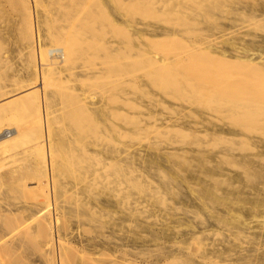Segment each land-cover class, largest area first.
I'll list each match as a JSON object with an SVG mask.
<instances>
[{
    "label": "rangeland",
    "instance_id": "rangeland-1",
    "mask_svg": "<svg viewBox=\"0 0 264 264\" xmlns=\"http://www.w3.org/2000/svg\"><path fill=\"white\" fill-rule=\"evenodd\" d=\"M27 1L0 0V103L2 108L5 105L3 109L9 101L15 103L14 107L18 108L8 107L9 112L5 109L6 113L0 108V124L9 127L24 126L26 134L23 133L21 140H17L9 154L0 150V160L1 156L6 154L0 164V226L3 228L19 226L14 233L10 234L9 231H5L6 234L3 235L0 233V261L3 264H52L53 262V264H61V260L64 264H212L219 259L223 262L221 264H264V102L257 100L262 97L264 99V96H261L264 95V60L258 62L256 60L254 65L256 69L259 68V72L263 70L260 77V74L256 75L257 72L254 70L250 73V69L245 65H230L222 60H216L208 51L202 53L196 50L200 44L207 42L204 44L207 46L209 41H211L209 45H214L218 38L225 42L229 35L228 43L237 36L235 41L233 40L237 45L245 44V39L250 41L255 35L262 40L264 29L255 25L253 28L250 24L247 26L248 23H245L243 17L252 13V8H258V11L261 7L264 8V0H216L217 3L215 0H189L190 3L188 0H118L119 2L116 0V3L114 0L116 4L111 3L110 0L108 2L107 0H36L37 3H34V0H29L30 3ZM164 2L165 5L168 4L166 5L168 8L163 5ZM23 4L27 5L26 7L33 6L31 16H28L29 18L33 16L31 20L26 19L25 13L27 11L26 14L29 15V7L27 9ZM207 4L210 5L206 6ZM211 4L215 5L212 7ZM191 6L194 9L190 8ZM235 6L240 7L236 9ZM174 7L179 9L180 14ZM232 7L236 11L232 10ZM165 8L167 9L164 10ZM173 10H176L177 15L171 12ZM243 13L244 16L241 15ZM255 13L253 12V16L249 18L264 17V13L257 12L260 14L257 16ZM181 16L186 18L182 20ZM126 20L130 22L129 26ZM112 21L116 22V26ZM29 23L31 26L35 25L36 30H30L33 26L31 27ZM217 23L221 30L222 26L224 30L226 28L225 33L219 31L220 29L217 30ZM124 25L129 28H125ZM68 26H73L75 29ZM241 26H245V29ZM83 29L85 32L82 31ZM74 30H77L79 36ZM166 30L170 33L175 32L173 37L175 39H165ZM30 31L34 32L35 36H32ZM66 33L70 38L75 37L74 39L78 40L76 43L80 41L77 44L79 48L76 58L71 60L72 63L65 65L66 69L64 66L57 70L51 69L56 72L64 68L65 71L62 73L60 71L59 74L57 72L51 74V70L47 71L48 73L44 71L49 79L45 80L47 84L43 85V89L39 86L31 88L34 82H30L34 80L33 56L30 49L33 46V37L40 38L38 43L40 42L44 48L50 46L51 34L65 36ZM245 34L249 36L246 37ZM162 36L164 38H161ZM222 36L224 38H220ZM149 37L154 41L157 39L156 44L149 45L146 41ZM239 37L244 38V41H239ZM259 38L253 40L256 45H262ZM227 41L223 46L230 49L227 47ZM212 42L214 44H211ZM162 56L168 58L169 63L159 69L154 63L158 57L163 58ZM259 62L262 65L261 69L260 65L257 66ZM219 63L223 64L222 68ZM110 64L116 66L112 71L108 70L112 67ZM117 68L121 69L122 74H124L122 71H127V77L125 75L123 77L122 74L120 76V73L116 72ZM110 71L119 75L113 77ZM106 73L107 77L104 75ZM248 74L252 75L249 77ZM126 81L130 82L129 86H125ZM111 82H115L116 86ZM28 85L30 87L27 91ZM35 87L37 91L42 90L41 93L39 91L41 95H38L49 102L44 103L47 116H50L48 132L53 135L49 139H52L50 141L56 148V153L54 152L56 163L53 162L55 168L52 166L50 177L48 171L45 174L48 177L47 183L50 179L48 184L50 192L45 185L39 183L43 179L45 181L46 177L44 173L42 174L39 156L36 150L32 149L39 140L41 132L35 122L37 116L33 113L37 102L33 98L34 108L31 110L34 111L31 114V110L26 113L23 108L21 111V107L19 108L22 105H19L20 98L27 96L26 92H29V95L33 94L30 92L35 91L33 90ZM253 87L259 91H257L258 97H253L255 94ZM126 91L132 94L129 95L131 107L122 109ZM250 92L254 94L250 95ZM22 94L24 95L21 96ZM224 94H227L228 98ZM87 95H91L96 102L91 100L95 106L89 105V110L88 108L86 110L89 112L85 111L84 114L81 112V106L84 105L82 98ZM40 96H38L39 100L42 99ZM111 97L115 98L116 102ZM215 98H219V101ZM80 101L81 103H78ZM13 109L14 113L11 111ZM119 110L128 112L127 118L125 113L122 111L121 114ZM94 112L97 116H94L96 115ZM148 117H152V120L155 118L153 121L156 122L159 119L158 125L159 127L162 125V128L154 125L155 122L153 124L149 122L151 120H148ZM175 119L182 123L185 132L191 129L190 132L185 135L184 131L182 133L181 130V132L176 131L174 127L172 129L170 126L177 122ZM29 122L35 126L30 125ZM149 124L152 125L150 128ZM210 124L213 126H209ZM214 126L218 129L216 133H213ZM229 130H234L236 133L230 134ZM196 132L199 136L195 135ZM201 132H204L203 137L200 135ZM214 134L218 135L217 138ZM234 135L238 138L232 137ZM30 151L35 153L31 155ZM112 152L115 153L111 155ZM165 154H170V158L169 156L166 158ZM199 154L209 155L210 158L200 163L197 159ZM94 157L105 161V164ZM157 158H163L159 164ZM39 175L44 177L40 179ZM169 175L172 177L170 180ZM172 180L173 182H170ZM33 185L36 187L39 185L42 188L41 192L36 188L34 190ZM43 192H45L44 196ZM48 193H51L50 198L55 202L54 209L50 211L52 217L43 211L45 195ZM42 212L45 213L41 215ZM233 212H237L234 216L238 215L239 218H236L237 222L232 226ZM12 213L18 214V217L14 216V219L13 217L11 219ZM37 216L39 218H36ZM7 219L11 222L14 220L13 224ZM42 220L53 222L54 238L52 239L56 242L53 240L50 243L51 237L47 239L50 235L46 236L47 231L39 227L38 221ZM232 222L234 223L233 220ZM240 224L242 225L238 226ZM235 225L239 228L236 229ZM60 241H63L64 246ZM48 243H53L55 249L54 246L49 247ZM16 244L19 245L17 249L14 247ZM231 246L234 251L230 250ZM70 247H73V250ZM212 249L218 250L215 254L217 256L211 252ZM220 250L223 252L222 257L219 255Z\"/></svg>",
    "mask_w": 264,
    "mask_h": 264
},
{
    "label": "bare ground",
    "instance_id": "bare-ground-1",
    "mask_svg": "<svg viewBox=\"0 0 264 264\" xmlns=\"http://www.w3.org/2000/svg\"><path fill=\"white\" fill-rule=\"evenodd\" d=\"M31 1V0H30ZM30 1L28 0L27 2H29L30 3ZM103 1V0H102ZM102 1H100V2H102ZM109 0H107L106 2H108ZM113 1V2H112ZM110 0V2L111 3H115V1L114 0ZM118 1V0H117ZM117 1H116V3H117ZM129 1V0H128ZM135 1V0H134ZM136 1H138V0H136ZM146 1V0H145ZM149 1V0H148ZM152 1H154V0H152ZM156 1V0H155ZM172 1V0H171ZM170 1V2H171ZM182 1V0H181ZM187 1V0H186ZM207 1V0H206ZM216 1V0H215ZM221 1V0H220ZM220 1H218V2H220ZM26 2V3H27ZM36 2V0H34V3ZM38 2V1H37ZM36 2V3H37ZM109 2V3H110ZM119 2V1H118ZM120 2H122V1H120ZM162 2V1H161ZM180 2V1H179ZM183 2H185V1H183ZM182 2V3H183ZM199 2V1H198ZM198 2H197V4H198ZM23 3H25L24 1H23ZM28 3V4H29ZM102 3H104V2H102ZM115 3V4H116ZM125 3V2H124ZM156 3V2H155ZM157 3H159V1H157ZM177 3V2H176ZM186 3V2H185ZM188 3H190L189 2V0H188ZM192 3V2H191ZM202 3V2H201ZM200 3V4H201ZM204 3H205V1H204ZM203 3V4H204ZM208 3H209V1H208ZM216 3H217V1H216ZM168 4H169V1H168ZM167 3H166V5H168ZM171 4V3H170ZM23 5H25V4H23ZM31 5H33V3L31 4ZM30 5V6H31ZM101 5V4H100ZM153 5V4H152ZM165 7H167L166 5H165V2H164V4H163ZM178 5V4H177ZM177 5H175V6H177ZM186 5V4H185ZM188 5V4H187ZM190 5V4H189ZM195 5V4H194ZM199 5V4H198ZM210 5V4H209ZM208 4L206 5V6H209ZM212 5V7L215 5V4H211ZM235 5V4H234ZM27 5H25V7H26ZM107 6H108V4H107ZM162 6V5H161ZM161 6H159V7H161ZM179 6H182V5H179ZM178 6V7H179ZM199 6H202V5H199ZM217 6V5H216ZM28 7H29V5H28ZM28 7H26L27 9H28ZM33 7V6H32ZM32 7H29V9H28V11H29V15L28 14H26L27 13V9L25 10L26 11V13H25V15L27 16V18L26 19H29V20H31L32 18H33V16H32V18L30 17H28V16H31L30 14H31V11H32ZM106 7V6H105ZM170 7V6H169ZM183 7V6H182ZM186 7V6H185ZM211 7V6H210ZM240 7V6H239ZM239 7H234V8H236V9H239ZM254 7H255V5H254ZM261 7V6H260ZM161 8H163V6L161 7ZM168 8V7H167ZM167 8H165L164 10H166ZM190 8H192V6L190 7ZM198 8V7H197ZM233 7H232V10H235ZM36 9V8H35ZM151 9V8H150ZM172 9V8H171ZM174 9H176V7H174ZM179 9H181V7H179ZM179 9H176L177 11L179 10ZM188 9V8H187ZM192 9H194V8H192ZM199 9V8H198ZM215 10L217 9V8H214ZM148 10V9H147ZM146 10V11H147ZM152 10V9H151ZM176 10H173V11H171V12H173V13H176L175 11ZM183 10H184V8H183ZM186 10V9H185ZM184 10V11H185ZM191 10V9H190ZM197 10V9H196ZM212 10V9H211ZM232 10H230L229 9V11H232ZM181 11V10H180ZM187 11V10H186ZM199 11V10H198ZM197 11V12H198ZM228 11V10H227ZM228 11V12H229ZM236 11V10H235ZM255 11H256V13H255ZM263 11V12H262ZM34 12V11H33ZM37 11H35V13H36ZM160 12V11H159ZM167 12V11H166ZM206 12V11H205ZM248 12H250V11H247V13ZM255 13V15L257 16V14H259L260 12L261 13H264V8L263 7H261V9H260V11H258V8H252V13ZM257 12H259V13H257ZM34 13V14H35ZM74 13V12H73ZM172 13V14H173ZM178 13H179V11H178ZM181 13H183L182 11H181ZM185 13V12H184ZM188 13V12H187ZM186 13V14H187ZM193 13H194V11H193ZM238 13V12H237ZM252 13H250V14H248L247 16L245 15V18L243 17L244 16V13L243 14H241V15H243L242 17H243V20L244 21H246L245 23H248L247 24V26L250 24V26L252 25V27H253V25H255V26H260V27H262V30L264 29V17L263 16H261V17H259V18H256V17H254V18H252V19H250L249 17H251V15L253 16V14ZM260 13V14H261ZM158 14V13H157ZM180 14V13H179ZM178 14V15H179ZM189 14H190V11H189ZM259 14V15H260ZM33 15V14H32ZM105 15H107V14H105ZM156 15V14H155ZM165 15H166V13H165ZM176 15H177V13H176ZM182 15V14H181ZM185 15V14H184ZM231 15V14H230ZM241 15L239 14L238 16L240 17V20H241ZM250 15V16H249ZM264 15V14H263ZM37 16V15H36ZM79 16V15H78ZM154 16V15H153ZM162 16V15H161ZM169 16V15H168ZM180 16V15H179ZM237 16V17H238ZM104 17V16H103ZM215 17V16H214ZM71 18V17H70ZM181 18H182V20H183V18H186L185 16L184 17H182L181 16ZM230 18H231V16H230ZM25 19V20H26ZM38 19V18H37ZM76 19H78V18H76ZM82 19V18H81ZM167 19V18H166ZM165 19V20H166ZM170 19V18H169ZM178 19V18H177ZM180 19V18H179ZM72 20V19H71ZM70 20V21H71ZM111 20H113V19H111ZM128 20V19H127ZM126 20V22H128ZM150 20V19H149ZM212 20V19H211ZM178 21V20H177ZM189 21V20H188ZM217 21H219V20H217ZM27 22V21H26ZM29 22V21H28ZM32 23H33V21H31ZM30 22V23H31ZM36 22V21H35ZM181 22H183V21H181ZM242 22V21H241ZM30 23H29V25H30ZM31 23V24H32ZM37 23V22H36ZM112 23H113V21H112ZM116 22H114L113 24H114V26H116V24H115ZM130 22H128V25L127 26H129L130 24H129ZM177 23V22H176ZM188 23H190V21L188 22ZM194 23V22H193ZM93 24V23H92ZM28 25V26H29ZM37 25V24H36ZM73 25H75V24H73ZM78 25V24H77ZM76 25V26H77ZM118 25V24H117ZM138 25V24H137ZM183 25V24H182ZM195 25V24H194ZM219 23H217V30H219L220 28H219ZM31 26V25H30ZM33 26V25H32ZM31 26V27H32ZM75 26V27H76ZM125 26V25H124ZM127 26H125V28H129V27H127ZM134 26V25H133ZM197 26V25H196ZM203 26V25H202ZM234 26H236L235 24H234ZM254 26V27H255ZM27 27V26H26ZM35 27V25L33 26V28L32 29H30V30H32V31H34V28ZM37 27V26H36ZM69 27V26H68ZM71 27V26H70ZM69 27V28H70ZM73 27V26H72ZM71 27V28H72ZM123 27V26H122ZM150 27V26H149ZM178 27H180V26H178ZM191 27L193 28V26L191 25ZM199 27V26H198ZM221 27V26H220ZM241 27H243V26H241ZM245 27V26H244ZM243 27V28H244ZM252 27L250 28V29H252ZM253 27V28H254ZM77 28V27H76ZM82 28V27H81ZM90 28V27H89ZM188 28H189V25H188ZM222 28V30L220 29L219 31H224V33H225V30H226V28H225V30H224V26H222L221 27ZM38 29V28H37ZM73 29H75L74 27H73ZM78 29V28H77ZM245 29V28H244ZM36 30V29H35ZM65 30V29H64ZM71 30V29H70ZM153 30V29H152ZM32 31H30L31 32V34H32V36H35L33 33L34 32H32ZM77 32V30H74V32ZM79 31V30H78ZM82 31H84V29L82 30ZM81 31V32H82ZM92 31V30H91ZM167 31V30H166ZM233 31H235V29L233 30ZM260 31V30H259ZM29 32V31H28ZM61 32V31H60ZM73 32V31H72ZM85 32V31H84ZM94 32V31H93ZM136 32V31H135ZM154 32V31H153ZM157 32V31H156ZM173 32V31H172ZM187 32V31H186ZM203 32V31H202ZM202 32H200V33H202ZM206 32V31H205ZM37 33V32H36ZM129 33V32H128ZM139 33V32H138ZM166 34H165V39H171V38H173L174 36H175V34L174 33H170L169 31H167V32H165ZM187 33H189V32H187ZM208 33V32H207ZM220 33V32H219ZM229 34H230V32H228ZM37 34H39V33H37ZM36 34V35H37ZM48 34V33H47ZM65 34V33H64ZM64 34H62L61 36H60V34L58 35V34H56L55 36L54 35H52L51 34V37H49V39L51 40V43H50V41H49V44H50V46L48 47H46V46H44L43 45V43H41L43 46H44V48L40 45V42L38 43V41L40 40V38H37L36 39V37L34 38L33 37V39L34 40H32L33 42V46H32V48H30L31 49V51H32V53L30 52V50H29V52L32 54V56H33V67H32V69H33V75L32 76H34V80H32V81H30L31 83L33 82V84L31 85V83H30V85H31V88L33 87V86H39L41 89H43V85L44 84H47V82H45V80H47V79H49V77L47 78V76L48 75H46L48 72L47 71H50L52 68H55L56 70H57V68H61V67H63L64 66V68L66 69L67 67H65V65L67 64H69L70 62H71V60L73 59V58H76V55L78 54L77 53V48H79V47H77V44L80 42H77L76 43V41H78L77 39L75 40L74 38L75 37H69V36H67V33H66V35L64 36ZM76 34V33H75ZM83 33H80V35H82ZM85 34V33H84ZM155 34V33H154ZM158 35L160 34V33H157ZM190 34H191V32H190ZM58 35V36H57ZM77 35L79 36V34H78V32H77ZM141 35V34H140ZM177 35H179V34H177ZM200 35V34H199ZM203 35V34H202ZM224 35V34H223ZM232 35V34H231ZM74 36H76V35H74ZM78 36H76V37H78ZM143 35H141L140 37H142ZM187 36V35H186ZM193 36V35H192ZM192 36H190V37H192ZM226 36V35H225ZM230 36V35H229ZM228 36V37H229ZM245 36L246 37H248L249 36V34H245ZM250 36H253V35H250ZM256 36V35H255ZM255 36H254V38H253V40L255 39ZM139 37V36H138ZM148 37V36H147ZM228 37H226V41H227V38ZM30 38H31V36H30ZM85 38V37H84ZM131 38V37H130ZM143 38V37H142ZM161 38H164L163 36L161 37ZM179 38V37H178ZM220 38H224L223 36L222 37H220ZM237 38V36L236 37H234V39H232V41H230L229 43H228V41H227V43L228 44H230L231 42V44H230V46H228V44H227V47H229L230 49H228V48H225L223 45L224 44H226L225 42H223V39H216L217 40V42H216V40H212L213 42H216L215 44L212 42L211 44H214V45H216V46H214V45H209V42H211V41H209L208 42V45L207 46H205L204 44H206V43H204L203 45L202 44H200V46L199 47H197L196 48V50H198L199 52L201 51H208L212 56H214L215 57V59L216 60H218V61H223V62H225V63H228V64H242V65H245V66H247V68L248 69H250V73L254 70V71H256L255 73H256V75L258 74H260L261 73V71H263L262 69H261V62H259L258 64H257V66L258 65H260V69H261V71L259 72V68H255L256 66H254L256 63V60H257V62H258V60L260 61V60H264V38H262V40H261V38H259V40H260V43H262V45H256L255 44V41H253L252 40V38H251V40L250 41H246V39H245V44H241V45H237L236 43H234V41H235V39ZM240 39H239V41H244L243 39L244 38H242V37H239ZM250 38V37H249ZM257 38V36H256V39H258ZM39 39V40H38ZM160 39V38H159ZM165 39H163L164 41H166ZM173 39H175V38H173ZM180 40H181V38H179ZM197 39V38H196ZM207 39V38H206ZM255 39V40H256ZM36 40V45H34V41ZM178 40V39H177ZM208 40V39H207ZM222 40V41H221ZM234 40V41H233ZM82 41V40H81ZM94 41V40H93ZM145 41V40H144ZM146 41H147V43L150 45V44H152V45H154V44H156L155 42L157 41V39H156V41H154V40H152V38H147L146 39ZM159 41H161V40H159ZM158 41V42H159ZM163 41V42H164ZM192 41V40H191ZM262 41V42H261ZM157 42V43H158ZM167 42V41H166ZM180 42V41H179ZM194 42V41H193ZM192 42V43H193ZM91 43V42H90ZM181 43V42H180ZM179 43V44H180ZM188 43V42H187ZM97 44V43H96ZM168 44V43H167ZM178 44V43H177ZM178 44V45H179ZM89 45H91V44H89ZM99 45V44H98ZM148 45V46H149ZM194 45V44H193ZM192 45V46H193ZM105 46V45H104ZM107 46H109V45H107ZM166 46V45H165ZM183 46V45H182ZM187 46H189V45H187ZM197 46V45H196ZM89 47V46H88ZM178 47V46H177ZM108 48V47H107ZM99 49V48H98ZM125 49V48H124ZM182 49V48H181ZM184 49V48H183ZM190 49V48H189ZM109 50V49H108ZM147 50V49H146ZM154 50V49H153ZM186 50H187V47H186ZM140 51V50H139ZM160 51V50H159ZM164 51H165V48H164ZM169 51V50H168ZM189 51H191V50H189ZM82 52V51H81ZM106 52H107V49H106ZM114 52V51H113ZM130 52V51H129ZM138 52V51H137ZM179 52V51H178ZM126 53V52H125ZM203 53V52H202ZM30 54V55H31ZM175 54V53H174ZM186 54V53H185ZM206 54H207V52H206ZM110 55V54H109ZM178 55V54H177ZM187 55V54H186ZM207 55H209V54H207ZM29 56V55H28ZM79 56V55H78ZM77 56V57H78ZM128 56V55H127ZM126 56V57H127ZM155 56H157V55H155ZM167 56V55H166ZM178 56H180V55H178ZM31 57V56H30ZM111 58H112V56H110ZM163 58H157L158 60L154 63V65H156L159 69H161V68H163L165 65H167V63H169V62H167V59H165L164 58V56H162ZM169 57V56H168ZM210 57V56H209ZM213 57V58H214ZM32 58V57H31ZM182 58V57H181ZM180 58V59H181ZM221 58V59H220ZM137 59V58H136ZM143 59V58H142ZM179 59V58H178ZM184 59V58H183ZM183 59H181V60H183ZM186 59V58H185ZM207 59V58H206ZM209 59H211V58H209ZM29 60V59H28ZM126 60H127V58H126ZM130 60V59H129ZM195 60V59H194ZM31 61V60H30ZM208 61V60H207ZM210 61V60H209ZM213 61V60H212ZM137 62H138V60H137ZM190 62V61H189ZM214 62V61H213ZM30 63H32V62H30ZM72 63V62H71ZM187 63V62H186ZM209 63V62H208ZM116 64V63H115ZM121 64H122V62H121ZM217 64V63H216ZM263 64V63H262ZM31 66H32V64H30ZM72 65V64H71ZM110 65H112V64H110ZM174 65V64H173ZM186 65V64H185ZM188 65V64H187ZM219 65H220V63H219ZM223 65V64H222ZM222 65H220V67L222 66ZM118 66V65H117ZM119 66H121V65H119ZM118 66V67H119ZM184 66V65H183ZM203 66V65H202ZM205 66V65H204ZM209 66V65H208ZM244 66V67H245ZM99 67V66H98ZM114 67H116V66H114ZM113 67V65H112V67H110V69H108V70H111L112 71V68H114ZM122 67V66H121ZM139 67V66H138ZM147 67V66H146ZM188 67V66H187ZM216 67V66H215ZM239 67V66H238ZM242 67V66H241ZM63 68V69H64ZM101 68V67H100ZM157 68V69H158ZM222 68V67H221ZM246 68V69H247ZM32 69H30V70H32ZM46 69H49V70H46ZM55 69H53V70H55ZM61 70L60 69V71H61V73H62V71L64 72L65 70ZM115 69V68H114ZM181 69H183V68H181ZM185 69V68H184ZM187 69V68H186ZM203 69H204V67H203ZM213 69H215V68H213ZM226 69V68H225ZM241 69V68H240ZM252 69V70H251ZM256 69V70H255ZM55 70V71H56ZM69 70H70V68H69ZM125 70V69H124ZM190 70V69H189ZM191 70H193V69H191ZM196 70V69H195ZM221 70V69H220ZM224 70V69H223ZM232 70V69H231ZM44 71H46V72H44ZM60 71H56L57 72V74H59L58 72H60ZM93 71V70H92ZM111 71H110V73H111ZM114 71V70H113ZM132 71V70H131ZM146 71V70H145ZM194 71V70H193ZM198 71V70H197ZM205 71V70H204ZM211 71V70H210ZM215 71V70H214ZM217 71V70H216ZM233 71H235V69L233 70ZM56 72H54V71H52L51 70V74H55ZM98 72V71H97ZM117 73H120V76H121V69L119 68V70H118V68H117V71H116ZM124 74H122V76L123 75H125L126 76V74L128 75V73H126V72H124V71H122ZM180 72V71H179ZM246 72V71H245ZM44 73H46V74H44ZM96 73V72H95ZM94 73V74H95ZM99 73V72H98ZM160 73V72H159ZM184 73V72H183ZM189 73V72H188ZM227 73V72H226ZM233 73H235V72H233ZM253 73V72H252ZM49 74H50V72H49ZM50 74V75H51ZM84 74V73H83ZM82 74V75H83ZM93 74V75H94ZM113 74V75H112ZM186 74V73H185ZM208 74V73H207ZM220 74H221V72H220ZM240 74V73H239ZM264 74V73H263ZM46 75V76H45ZM70 75V74H69ZM85 75V74H84ZM82 76V78H84L85 76H87V74L85 75V76ZM105 76L107 75V73L106 74H104ZM111 75L114 77V76H118L117 74L115 75L114 73H111ZM111 75H109V76H111ZM132 75V74H131ZM196 75H198V74H196ZM200 75V74H199ZM206 75V74H205ZM214 75H215V72H214ZM219 75V74H218ZM226 75V74H225ZM234 75V74H233ZM246 75V74H245ZM249 75V74H248ZM252 75V74H251ZM251 75H249V77L251 76ZM256 75H254V78H256L255 76ZM108 76V77H109ZM119 76V77H120ZM125 76H123V77H125ZM187 76H188V74H187ZM224 76V75H223ZM232 76V75H231ZM243 76V75H242ZM262 75L260 74V77H261ZM107 77V76H106ZM112 77V78H113ZM127 77V76H126ZM189 77V76H188ZM248 77V76H247ZM264 77V76H263ZM33 78V77H32ZM52 78H53V76H52ZM96 78H98V77H96ZM197 78V77H196ZM202 78V77H201ZM201 78H198V79H201ZM50 79H51V76H50ZM88 79V78H87ZM121 79V78H120ZM192 79H194L193 78V76H192ZM209 79V78H208ZM262 79V78H261ZM113 80V79H112ZM111 80V81H112ZM115 80V79H114ZM117 80V79H116ZM125 80V79H124ZM205 80V79H204ZM212 80V79H211ZM258 80V79H257ZM85 81V80H84ZM195 81H197V80H195ZM216 81V80H215ZM88 82V81H87ZM93 82H94V80H93ZM108 82V81H107ZM123 82V81H122ZM183 82V81H182ZM200 82V81H199ZM205 82V81H204ZM221 82H223V81H221ZM227 82V81H226ZM230 82H231V80H230ZM260 82V81H259ZM52 83V82H51ZM78 83V82H77ZM112 83V85H115L114 83L115 82H111ZM127 83V85H125V86H129L130 85V82L128 83V81H126L125 82V84ZM181 83V82H180ZM207 83H208V81H207ZM212 83V82H211ZM215 83V82H214ZM225 83V82H224ZM244 83V82H243ZM253 83V82H252ZM50 84V83H49ZM84 84V83H83ZM119 84V83H118ZM199 84V83H198ZM217 84V83H216ZM223 84V83H222ZM222 84H220V85H222ZM227 84V83H226ZM238 84H240V83H238ZM256 84V83H255ZM85 85V84H84ZM202 85V84H201ZM200 85V86H201ZM209 85H210V80H209ZM213 85V84H212ZM218 85H219V83H218ZM224 85V84H223ZM222 85V86H223ZM243 85H245L246 86V84H243ZM264 85V84H263ZM108 86H110V85H108ZM116 86V85H115ZM168 86V85H167ZM214 86V85H213ZM227 87L229 86V85H226ZM231 86H232V84H231ZM235 86V85H234ZM233 86V87H234ZM241 86H242V84H241ZM260 86V85H259ZM28 87H30L29 85L28 86H26V88H27V91H28ZM47 87V86H46ZM118 87V86H117ZM117 87L115 88L116 90H117ZM203 87H204V85H203ZM207 87H209V86H207ZM212 87V86H211ZM224 87V86H223ZM22 88H24V87H22ZM129 88V87H128ZM172 88H173V86H172ZM210 88V87H209ZM218 88V87H217ZM230 88V87H229ZM228 88V89H229ZM254 88V87H253ZM259 88V87H258ZM124 89H126V88H124ZM187 89V88H186ZM201 89V88H200ZM210 89H212V88H210ZM248 89V88H247ZM255 89V88H254ZM24 90V89H23ZM33 90H35V91H32V92H30V94L31 93H33V94H31V95H29V92H26L27 93V96H24L23 98H20L21 100L19 101V105H21V106H19V108H20V111L21 110H25V112L27 113V111H29L30 112V110L31 109H33L34 108V106H32V105H34V104H32V102L35 100L36 102H37V107L34 109V110H31V112H30V114L33 112L34 114H36V116H37V118H36V116H35V118L37 119V121H35L37 124L36 125H38L39 126V128L41 129V132H40V138H39V140L38 141H36V144L34 145V148H32L33 146H31V145H29V146H31V148L32 149H34L33 151H35L36 150V152H37V156H39V164H40V166H41V169L43 170V172H42V174L44 173V175L47 173V171H48V175L49 174H51V168H52V166H53V162H55L56 163V161H54V159H56L55 158V153H56V148L53 146V143H51V141L50 140H52V139H49L50 138V136H53L51 133V135L49 134V132H48V118L50 117H48L47 115H48V113H46L47 111V109L45 108V104L44 103H46L48 100H44L43 99V97H41L40 95V93H41V91L42 90H39L40 91V93H39V91H37L36 90V87H35V89L33 88ZM45 90V89H44ZM112 90H113V87H112ZM115 90V91H116ZM237 90H239V89H237ZM250 90H252L251 89V87H250ZM24 91H26V90H24ZM38 93H37V92ZM196 91V90H195ZM203 91H205V90H203ZM207 91V90H206ZM228 91H231V90H228ZM240 91V90H239ZM238 91V92H239ZM242 91V90H241ZM253 91V90H252ZM258 91V90H257ZM256 91V89H255V94H254V92L253 93H251L250 95H252V94H254L253 95V97L254 96H257L258 97V92ZM14 92V91H13ZM112 92V91H111ZM191 92V91H190ZM215 92V91H214ZM222 92L223 91H221V94H222ZM249 92V91H248ZM263 92V91H262ZM69 93V92H68ZM80 93V92H79ZM130 92L129 91H126V93H125V104H123V108L122 109H124L125 107L127 108V106H129V107H131L130 106V101H131V99H130V97H129V94ZM205 93V92H204ZM227 94H229L228 92H226ZM242 93V92H241ZM247 93V92H246ZM6 94V93H5ZM9 94V93H8ZM10 94H12V93H10ZM25 94V93H24ZM24 94H22L21 96H23ZM38 94H40V95H38ZM66 94V93H65ZM71 94V93H70ZM72 94H74V93H72ZM112 94V93H111ZM114 94V93H113ZM191 94V93H190ZM216 94V93H215ZM218 94H219V91H218ZM226 94V95H227ZM239 94V93H238ZM248 94V93H247ZM14 96H15V94H13ZM12 95V96H13ZM26 95V94H25ZM68 95V94H67ZM76 95V94H75ZM114 95H116V94H114ZM113 95V96H114ZM132 95V94H131ZM130 95V96H131ZM203 95V94H202ZM225 94H224V96L225 97H227ZM231 95V94H230ZM241 95V94H240ZM6 96H7V94H6ZM38 96H40L41 98V100H39V97ZM123 96V97H124ZM200 96V95H199ZM206 96V95H205ZM211 96V95H210ZM216 96V95H215ZM220 96V95H219ZM233 96V95H232ZM231 96V97H232ZM261 96H264V95H262L261 94ZM44 97H46V95L44 96ZM65 97V96H64ZM68 97V96H67ZM80 97V96H79ZM115 97V96H114ZM256 97V98H257ZM3 98V97H2ZM7 98V97H6ZM32 98V99H31ZM33 98H34V100H33ZM112 98V97H111ZM116 98H118V97H116ZM174 98V97H173ZM202 98V97H201ZM220 98V97H219ZM218 98V99H219ZM228 98V97H227ZM233 98H235V95H234V97ZM233 98H231V99H233ZM247 98V100H249L248 99V97H246ZM251 98V97H250ZM255 98V99H256ZM46 99V98H45ZM68 99V98H67ZM72 99H73V97H72ZM90 99V100H89ZM113 99V98H112ZM115 99V98H114ZM113 99V100H114ZM205 99H208V98H205ZM215 99H217V98H215ZM217 99V101H219ZM223 99H225V98H223ZM245 99V98H244ZM260 99H262V100H260ZM260 99H257L259 102H264L263 100V97L262 98H260ZM1 100V99H0ZM79 100H81V99H79ZM90 102H89V101ZM91 100H94L95 101V99L93 98V97H91V95L90 96H88L87 95V97L86 96H84V98H82V104H84V105H82L81 107H82V110H81V112L82 113H84L85 114V111L87 110V108H88V106L89 105H94L95 103H93ZM229 100V99H228ZM251 100V99H250ZM257 100H255V102H256V106H258V104H257ZM15 100H13V102H14ZM18 101V98L16 99V102ZM45 101V102H44ZM50 101V100H49ZM115 101V100H114ZM214 101V100H213ZM220 101H222V100H220ZM233 101V100H232ZM8 102V101H7ZM96 102V101H95ZM116 102V101H115ZM241 102H243V101H241ZM254 102V103H255ZM261 102V103H262ZM34 103V102H33ZM47 103H49V102H47ZM46 103V104H47ZM78 103H81V101L80 102H78ZM111 103H113V102H111ZM209 103V102H208ZM230 103V102H229ZM235 103H236V101H235ZM260 103V104H261ZM14 104L15 103H12L11 101H9V103L8 104H6V108L5 109H7L8 107H12V108H14V109H18V108H15L14 107ZM244 104V103H243ZM2 103H0V108L2 109V111H4V113H6L7 112V110H8V112H9V109H7L6 111H5V109H3L4 108V106H3V108H2ZM91 105V106H92ZM103 105H105V104H103ZM107 105V104H106ZM117 105V104H116ZM164 105V104H163ZM206 105V104H205ZM254 105V104H253ZM18 106V103L16 104V107ZM23 106V107H22ZM95 106V105H94ZM222 106V105H221ZM80 107V108H81ZM163 107V106H162ZM214 107V106H213ZM23 108V109H22ZM78 108V107H77ZM89 108H90V106H89ZM89 108H88V110H89ZM111 108V107H110ZM113 108V107H112ZM223 108V107H222ZM234 108V107H233ZM249 108H251V107H249ZM254 108V107H253ZM11 110L13 113H14V111L15 110ZM27 109V110H26ZM48 109H49V107H48ZM98 109V108H97ZM224 109V108H223ZM247 109V108H246ZM76 110V109H75ZM94 110V109H93ZM96 110V109H95ZM128 110H129V108H128ZM127 109H126V111H128ZM230 110V109H229ZM1 111V110H0ZM18 111V110H17ZM74 111V110H73ZM114 111V110H113ZM112 111V112H113ZM124 112V110H119V112H121V114H123V112ZM124 112L125 114L124 115H126V118H127V114H129L128 112ZM251 111V110H250ZM256 111V110H255ZM12 112H10L11 114H12ZM51 112V111H50ZM49 112V113H50ZM77 112V111H76ZM80 112V113H81ZM89 112V111H88ZM87 111H86V113H88ZM118 111H116V113H117ZM215 112V111H214ZM218 112V111H217ZM23 113V112H22ZM95 113V112H94ZM0 114H1V112H0ZM53 114V113H52ZM91 114H92V112H91ZM96 114V113H95ZM117 114H120V113H117ZM260 114V113H259ZM5 115V114H4ZM8 115V114H7ZM10 115V114H9ZM33 115V114H32ZM55 115V114H54ZM77 115V114H76ZM116 115V114H115ZM232 115H233V113H232ZM6 116V115H5ZM11 116V115H10ZM94 116H97V114L96 115H94ZM129 116V115H128ZM77 117H78V115H77ZM76 117V118H77ZM82 117H83V114H82ZM81 117V118H82ZM84 117H85V115H84ZM90 117V116H89ZM130 117V116H129ZM128 117V118H129ZM264 117V116H263ZM1 118V117H0ZM88 118V117H87ZM86 118V119H87ZM152 117H148L147 119L149 120H151V121H149V122H152V124H153V122H155V123H157V124H155L154 123V125H158V123L160 122L159 121V119H157L158 121L156 122V121H153V120H155V118L152 120L151 119ZM94 119V118H93ZM263 119V118H262ZM35 120V119H34ZM135 121L137 120V119H134ZM177 122L173 125V126H170L172 129H173V127L174 128H176L175 130L176 131H179V132H181L182 131V133H183V131H184V134L186 135L187 134V132H190L189 130H191V129H189L187 132H185V130L184 129H182L183 128V126H182V123L179 121V120H177V119H175ZM184 120V119H183ZM258 120V119H257ZM50 121V120H49ZM54 121V120H53ZM185 121V120H184ZM247 121V120H246ZM33 123H34V121H32ZM31 122V124L32 125H34L33 123ZM88 122V121H87ZM148 122V123H149ZM169 122V121H168ZM85 123H86V120H85ZM127 123V122H126ZM137 123V122H136ZM140 123V122H139ZM145 123V122H144ZM147 123V122H146ZM166 123V122H165ZM173 123V122H172ZM198 123V122H197ZM211 123V122H210ZM29 124H30V122H29ZM30 124V125H31ZM51 124V123H50ZM167 124V123H166ZM204 124H205V122H204ZM209 124V123H208ZM214 124V123H213ZM213 124H210L209 126H213ZM88 125V124H87ZM96 125V124H95ZM139 125V124H138ZM140 125H142V124H140ZM150 125L151 124H149L148 126H149V128H150ZM153 125V126H154ZM184 125V124H183ZM195 125V124H194ZM193 125V126H194ZM202 125V124H201ZM206 125V124H205ZM204 125V126H205ZM28 126V125H27ZM26 126V127H27ZM35 126V125H34ZM84 126V125H83ZM94 126V125H93ZM99 126V125H98ZM97 126V127H98ZM152 126V125H151ZM162 126V125H161ZM160 126V127H161ZM166 126V125H165ZM168 126V125H167ZM188 126H189V124H188ZM199 126V125H198ZM198 126H197V129H198ZM32 127V126H31ZM30 127V128H31ZM142 127V126H141ZM155 127V126H154ZM153 127V128H154ZM158 127H159V125H158ZM158 127L156 126V128L158 129ZM159 127V128H160ZM190 127H192L191 125H190ZM208 127V126H207ZM217 127V126H216ZM35 128V127H34ZM37 128V127H36ZM52 128V127H51ZM146 128H147V126H146ZM152 128V127H151ZM162 128V127H161ZM164 128V127H163ZM200 128V127H199ZM226 128V127H225ZM29 129V128H28ZM32 129V128H31ZM38 129V128H37ZM100 129V128H99ZM185 129H186V125H185ZM203 129V128H202ZM206 129V128H205ZM119 130V129H118ZM117 130V131H118ZM144 130V129H143ZM181 130V131H180ZM187 130V129H186ZM213 130H214V132L213 133H216V131L218 132V129H216L215 128V126L213 127ZM223 130H225V129H223ZM223 130H221V131H223ZM24 131H25V127L23 126H17V127H9V126H7V125H1L0 124V150H3L4 151V153H7V154H9L10 152V150L12 149V146H14V144L17 142V140L18 139H20L21 140V136L23 135V133H24ZM29 131V130H28ZM127 131V130H126ZM193 131V130H192ZM191 131V132H192ZM203 131V130H202ZM209 132H210V130H208ZM38 132V131H37ZM124 132H125V129H124ZM172 132V131H171ZM178 132V134H180ZM194 132V131H193ZM199 132V131H198ZM198 132H196V134L195 135H198L199 133ZM29 133H32V132H29ZM34 133V132H33ZM99 133V132H98ZM205 133H208L207 131H205ZM229 133L230 134H234V133H236L234 130H229ZM25 134V133H24ZM39 134V133H38ZM37 134V135H38ZM126 134H127V132H126ZM125 134V135H126ZM204 134V132H201V134L200 135H202V137L204 136L203 135ZM218 134H220V133H218ZM26 135V134H25ZM84 135V134H83ZM111 135V134H110ZM188 135H190V134H188ZM205 135H207V134H205ZM215 135V134H214ZM34 136V135H33ZM32 136V137H33ZM199 136V135H198ZM216 137L215 138H217V136L218 135H215ZM239 136H241V135H239ZM23 137V136H22ZM232 137H235V138H238V136H232ZM34 138H36L35 136H34ZM207 138V137H206ZM209 138V137H208ZM92 139V138H91ZM245 139V138H244ZM214 140V139H213ZM220 140H222V138L220 139ZM88 141V140H87ZM228 141V140H227ZM21 142V141H20ZM52 142H54V141H52ZM233 142V141H232ZM34 143H35V141H34ZM223 143V142H222ZM228 143H229V141H228ZM109 144V143H108ZM201 144V143H200ZM225 144H227V143H225ZM231 144V143H230ZM233 144V143H232ZM229 144H227V146H228ZM234 145V144H233ZM95 147V146H94ZM207 147V146H206ZM15 148H16V146H15ZM55 148V149H54ZM82 148V147H81ZM96 148H98L97 146H96ZM106 148V147H105ZM29 149H30V147H29ZM202 149V148H201ZM2 151V152H3ZM26 151V150H25ZM32 151V152H33ZM96 151V150H95ZM31 152V151H30ZM31 152V155L32 154H34V153H32ZM55 152V153H54ZM87 152V151H86ZM85 152V153H86ZM100 152V151H99ZM118 152V151H117ZM25 153V152H24ZM29 153V152H28ZM115 153V152H114ZM113 152L111 153V155L112 154H114ZM185 153H186V151H185ZM184 153V154H185ZM14 154H16V153H14ZM171 154H173V153H171ZM176 154V153H175ZM183 154V155H184ZM18 155V154H17ZM24 155V154H23ZM30 155V154H29ZM88 155H90V154H88ZM96 155V154H95ZM104 155V154H103ZM121 155V154H120ZM127 156H128V154H126ZM125 155V156H126ZM166 155V154H165ZM179 155V154H178ZM191 155V154H190ZM200 155V154H199ZM5 156H6V154H4L3 156H1L2 158H1V160H4L5 159ZM7 156H9V155H7ZM11 156V155H10ZM16 156V155H15ZM34 156V155H33ZM93 156V155H92ZM162 156V155H161ZM164 156V155H163ZM167 157L166 158H168V156H169V158H170V154L169 155H166ZM185 156V155H184ZM187 156V155H186ZM192 156V155H191ZM100 158H101V156H99ZM106 157V156H105ZM115 157H116V154H115ZM180 157H181V155H180ZM192 157H195V156H192ZM221 157V156H220ZM4 158V159H3ZM8 158H11V157H8ZM16 158V157H15ZM88 158H89V156H88ZM95 158V157H94ZM109 158V157H108ZM114 158V157H113ZM127 158V157H126ZM210 157H209V155H200V156H198L197 157V159H199V161H200V163H201V161H205V160H207V159H209ZM223 158V157H222ZM34 159V158H33ZM32 159V160H33ZM79 159V158H78ZM95 159H99V158H95ZM120 159V158H119ZM118 159V160H119ZM158 159V158H157ZM163 159V158H162ZM162 159H158V161H157V164H159L161 161H162ZM179 159V158H178ZM177 159V160H178ZM224 159H226V157L224 158ZM0 160V164H2V162L3 161H1ZM8 160V159H7ZM6 160V161H7ZM12 160V159H11ZM80 160V159H79ZM100 160V159H99ZM105 160H106V158H105ZM110 160V159H109ZM114 161H115V158L113 159ZM117 160V159H116ZM133 160V159H132ZM35 161V160H34ZM100 161H102V160H100ZM112 161V160H111ZM127 161V160H126ZM128 161H130V160H128ZM183 161V160H182ZM208 161V160H207ZM5 162V161H4ZM102 162H104V164H105V161H102ZM119 162H120V160H119ZM118 162V163H119ZM186 162V161H185ZM112 163V162H111ZM110 163V164H111ZM117 163V162H116ZM117 163V164H118ZM207 163V162H206ZM120 164V163H119ZM125 164V163H124ZM156 164V163H155ZM154 164V165H155ZM180 164H182V163H180ZM183 164H185L184 162H183ZM103 165V164H102ZM107 165V164H106ZM113 165H114V163H113ZM112 166V165H111ZM159 166V165H158ZM38 167V166H37ZM54 168H55V165L53 166ZM78 167V166H77ZM109 167V166H108ZM116 167V166H115ZM111 168V167H110ZM127 168V167H126ZM205 168H207V167H205ZM128 169V168H127ZM253 169H255V168H253ZM39 172V171H38ZM126 172H128V171H126ZM160 173H161V171H159ZM166 172V171H165ZM164 173V172H163ZM167 173V172H166ZM44 175L42 176V177H44ZM54 175V174H53ZM52 175V176H53ZM131 175H132V173H131ZM249 175V174H248ZM39 177H40V175H39ZM42 177H40V179L42 178ZM45 177H46V175H45ZM49 177H50V175H49ZM115 177V176H114ZM129 177V176H128ZM169 177H170V175H169ZM47 178L48 177H46V179H45V181H41V182H39L40 184H42L43 186L45 185L46 186V188H48L49 187V185L48 184H50L49 183V181H50V179H49V181H48V183H47ZM159 178V177H158ZM161 178V177H160ZM172 177H170L169 178V180L171 179ZM209 178V177H208ZM211 178V177H210ZM54 179V178H53ZM164 179V178H163ZM206 179V178H205ZM261 179H262V177H261ZM127 180H129V178L127 179ZM213 180V179H212ZM12 181V180H11ZM214 181V180H213ZM220 181V180H219ZM34 182V181H33ZM130 182V181H129ZM167 182V181H166ZM170 182H173V180L172 181H170ZM224 182V181H223ZM259 182V181H258ZM54 183V182H53ZM214 183V182H213ZM216 183V182H215ZM220 183V182H219ZM33 184V183H32ZM35 185H36V183H34ZM153 184V183H152ZM155 184V183H154ZM153 184V185H154ZM168 184H170L169 182H168ZM181 184L183 185V183H182V181H181ZM222 184V183H221ZM35 185H33L32 187L34 188V190H35V188H36V190L37 191H39V192H41V190H42V188L39 186V188H38V186L36 187ZM48 185V186H47ZM156 185V184H155ZM35 186V187H34ZM51 186V185H50ZM123 186V185H122ZM160 186V185H159ZM167 186V185H166ZM178 187H179V185H177ZM196 186V185H195ZM29 187V186H28ZM196 188H198V187H196ZM241 188V187H240ZM25 189V188H24ZM40 189V190H39ZM160 189V188H159ZM168 189V188H167ZM209 189V188H208ZM31 190V189H30ZM48 190H49V188H48ZM158 190V189H157ZM200 190V189H199ZM264 190V189H263ZM44 191H46V190H44ZM55 191V190H54ZM208 191H210V190H208ZM48 192V191H47ZM46 192V193H47ZM49 192H50V190H49ZM158 192V191H157ZM161 192V191H160ZM164 192V191H163ZM167 192V191H166ZM170 192V191H169ZM173 192V191H172ZM198 192V191H197ZM44 193L45 192H43V196H44ZM40 194V193H39ZM49 194V193H48ZM48 194H46L45 195V210H43V211H45L46 213H48V215H50L51 217H52V213L50 212V211H52L53 209H54V201H53V198H50V197H52V195L50 196V194L48 195ZM55 194V193H54ZM161 194V193H160ZM159 194V195H160ZM154 195V194H153ZM54 196V195H53ZM41 197V196H40ZM39 197V198H40ZM175 197V196H174ZM202 197H204L203 195H202ZM55 198V197H54ZM43 199H44V197H43ZM206 199V198H205ZM57 200V199H56ZM211 200V199H210ZM42 201V200H41ZM58 201V200H57ZM157 201V200H156ZM218 201V200H217ZM40 202V201H39ZM42 203H43V201H42ZM160 203V202H159ZM206 203V202H205ZM238 203V202H237ZM236 203V204H237ZM59 206V205H58ZM261 206V205H260ZM163 207V206H162ZM146 208V207H145ZM234 208V207H233ZM241 209V208H240ZM258 209V208H257ZM59 210V209H58ZM177 210V209H176ZM230 210V209H229ZM233 210V209H232ZM45 212H42L41 213V215L43 214V213H45ZM192 212V211H191ZM198 212V211H197ZM261 212V211H260ZM18 213V212H17ZM51 213V214H50ZM188 213V212H187ZM234 213V212H233ZM231 214V216H232V220L234 221V223L232 222V220H231V223H232V226H233V224H235V222H237V219L236 218H239V217H237V216H234V215H236L235 213H237V212H235L234 214ZM21 214V213H20ZM251 214V213H250ZM257 214V213H256ZM12 215L13 216H10V215H8V216H10L11 217V219H12V217H13V219H14V216H16V217H18V214L17 215H14V213H12ZM41 215H39V216H41ZM129 216H130V214H129ZM10 217H9V219H10ZM15 217V218H16ZM7 218V217H6ZM36 218H39L38 216L36 217ZM199 218V217H198ZM229 218H230V216H229ZM9 219H7V220H9ZM18 219V218H17ZM34 219V218H33ZM55 219V218H54ZM60 219V218H59ZM195 219V218H194ZM37 220H39V219H37ZM10 221V223H12L11 222V220H9ZM36 221V220H35ZM227 222V221H226ZM25 223V222H24ZM38 223H39V227L42 229V230H45V231H47V234H46V236H48V235H50V236H48L47 237V239L49 238V237H51V239H50V243L53 241V242H56V240L55 239H52V238H54L53 237V222L52 221H50V222H47V221H44V220H42L41 222H39L38 221ZM55 223L56 224H58L56 221H55ZM221 223V222H220ZM228 223V222H227ZM230 223V224H231ZM13 224V223H12ZM21 224V223H20ZM223 224H225V223H223ZM16 225V224H15ZM18 225V224H17ZM130 225V224H129ZM236 225H237V223H236ZM235 225V226H236ZM242 224H240V225H238V226H241ZM6 226V225H5ZM21 227H22V225H20ZM231 226V227H232ZM17 228H19V226L18 227H16V226H8L7 228H3L2 226H0V233H1V235H3V234H6L5 233V231H9L10 232V234H11V232H13L14 233V231L17 229ZM26 228V227H25ZM54 228H55V224H54ZM237 228H239V227H237L236 226V229ZM23 229V228H22ZM37 229H39V228H37ZM56 231V230H55ZM40 232V231H39ZM16 233V232H15ZM25 233H27V232H25ZM49 233V234H48ZM207 233V232H206ZM18 234H19V232H18ZM41 235V234H40ZM44 235V234H43ZM39 236V235H38ZM12 237V236H11ZM1 238V237H0ZM35 238V237H34ZM47 239H45V240H47ZM114 239V238H113ZM60 240V239H59ZM158 240V239H157ZM1 241V240H0ZM58 241V240H57ZM46 242V241H45ZM47 242H49L48 240H47ZM60 242H62V245L64 244L63 243V241H60ZM201 242V241H200ZM19 243V242H18ZM50 243H48L49 244V247L51 246H54L53 245V243L52 244H50ZM11 244V243H10ZM56 244V243H55ZM3 245V244H2ZM20 245H21V243H20ZM231 245V244H230ZM261 245V244H260ZM4 246V245H3ZM19 245L18 244H16L14 247H16L15 249H17V247H18ZM23 246V245H22ZM64 246V245H63ZM212 246V245H211ZM233 246V245H232ZM231 246V251H234V249H232L233 247ZM5 247V246H4ZM4 247H3V249H4ZM7 247V246H6ZM197 247V246H196ZM235 247H239V246H235ZM8 248V247H7ZM23 248V247H22ZM70 248H72V250H73V247H70ZM54 249H55V246H54ZM7 250V249H6ZM19 250V249H18ZM20 250H21V247H20ZM58 250V249H57ZM64 250V249H63ZM75 250V249H74ZM1 251V250H0ZM8 251V250H7ZM52 251V250H51ZM222 250H220L219 252V255H221L223 252H221ZM243 251H245V249H243ZM4 252H5V250H4ZM16 252V251H15ZM53 252V251H52ZM55 252V251H54ZM53 252V253H54ZM58 252V251H57ZM64 252V251H63ZM211 252L215 255V254H217L218 253V250H214V249H212L211 250ZM52 253V254H53ZM3 254V253H2ZM9 254V253H8ZM16 254H17V252H16ZM16 254H14V255H16ZM18 254H20V253H18ZM87 254V253H86ZM245 254V253H244ZM21 255V254H20ZM49 255V254H48ZM60 255V254H59ZM13 256V255H12ZM65 256H66V254H65ZM215 256H217V255H215ZM15 257V256H14ZM16 257H18V255L16 256ZM221 257H222V255H221ZM53 258V257H52ZM89 258V257H88ZM4 259L6 260V258L4 257ZM19 259V258H18ZM49 259V258H48ZM56 259V258H55ZM54 259V260H55ZM66 259V258H65ZM90 259V258H89ZM53 260V259H52ZM91 260V259H90ZM66 261H67V259H66ZM1 262V261H0ZM50 262V261H49ZM56 262V261H55ZM221 262H222V260H219L218 259V261H215V262H213L212 264H221ZM2 263V262H1ZM0 263V264H1ZM54 263V262H53ZM52 263V264H53ZM60 263V262H59ZM205 263V262H204ZM223 263V262H222ZM237 263V262H236ZM241 263V262H240ZM3 264V263H2ZM61 264H64V261L63 260H61ZM67 264V263H66ZM129 264V263H128ZM263 264V263H262Z\"/></svg>",
    "mask_w": 264,
    "mask_h": 264
}]
</instances>
